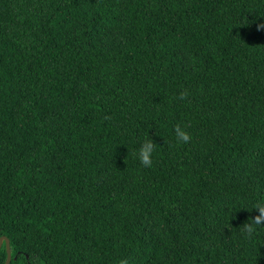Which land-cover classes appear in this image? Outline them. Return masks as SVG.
Segmentation results:
<instances>
[{"label": "trees", "instance_id": "16d2710c", "mask_svg": "<svg viewBox=\"0 0 264 264\" xmlns=\"http://www.w3.org/2000/svg\"><path fill=\"white\" fill-rule=\"evenodd\" d=\"M257 199L264 0H0L10 264H264Z\"/></svg>", "mask_w": 264, "mask_h": 264}, {"label": "clouds", "instance_id": "9594fccd", "mask_svg": "<svg viewBox=\"0 0 264 264\" xmlns=\"http://www.w3.org/2000/svg\"><path fill=\"white\" fill-rule=\"evenodd\" d=\"M257 27H261L258 25ZM175 139L177 143H186L190 139V132L187 130L186 126L181 124H176L174 127ZM157 142L152 138L144 139L138 148L134 150V156L139 161L140 164L150 167L153 163V155L156 150ZM251 209L258 210V215L255 216L250 222L243 225L242 231H244L249 239L254 237L257 231L255 225L264 224V199H257L252 205ZM33 264H39L37 259H33ZM120 264H126V261L121 260Z\"/></svg>", "mask_w": 264, "mask_h": 264}, {"label": "water", "instance_id": "95a60500", "mask_svg": "<svg viewBox=\"0 0 264 264\" xmlns=\"http://www.w3.org/2000/svg\"><path fill=\"white\" fill-rule=\"evenodd\" d=\"M5 241L6 243V248H7V259L4 264H10L11 259H12V252H11V246H10V239L7 236H1L0 237V248Z\"/></svg>", "mask_w": 264, "mask_h": 264}]
</instances>
